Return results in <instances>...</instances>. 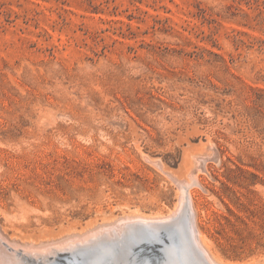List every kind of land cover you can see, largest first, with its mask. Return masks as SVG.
<instances>
[{
  "label": "rangeland",
  "instance_id": "rangeland-1",
  "mask_svg": "<svg viewBox=\"0 0 264 264\" xmlns=\"http://www.w3.org/2000/svg\"><path fill=\"white\" fill-rule=\"evenodd\" d=\"M191 174L196 225L217 260L263 264L264 0H0L10 240L38 246L165 214ZM159 222L36 264H197L160 240Z\"/></svg>",
  "mask_w": 264,
  "mask_h": 264
},
{
  "label": "bare ground",
  "instance_id": "bare-ground-1",
  "mask_svg": "<svg viewBox=\"0 0 264 264\" xmlns=\"http://www.w3.org/2000/svg\"><path fill=\"white\" fill-rule=\"evenodd\" d=\"M204 152H205V150H204ZM202 155H204V153ZM212 158H214V157H212ZM187 162H189V161H187ZM206 162H207L206 159H202L201 164H200L201 171H205ZM193 165H194V163H193ZM191 167H192V165H191ZM164 170H165V168H164ZM182 179H185V178H182ZM175 183L178 185V192L177 193L175 192L176 196H177V200H176L177 204L174 203V204H176L174 206V208L168 209L165 214L158 212L155 215H149V216H144V215L140 216L139 215V216H134V217H128V215L124 214L126 216L123 217L122 219L118 218L119 220H117L115 223L110 222L111 224H104L103 225L104 222L102 223V220H101L102 224L98 225L96 228L89 229V231H87L83 235H80V234L73 235V232L71 231L72 234H70L68 232L69 235L66 234L67 236H65L61 240L48 241L49 239L46 240L47 238L41 239V240H38L40 245L34 246L31 243L33 240H29L28 241L29 243H26V242L18 243L17 240H14V239H19L15 235V233H12V238H14V239L10 240L6 235L7 231L0 226V228L3 230V232L0 231V264H29L30 259H34V264H36V262L38 261L39 258L52 257L53 255H55V254H53L54 252L63 250L64 246H66V245L71 246L73 244L87 243L89 240H93L95 238L106 239V240L107 239L108 240L113 239L112 237L110 238V236H113L114 239H116L118 236L119 237L122 236L126 229H129V228L133 227L134 225H139L137 223L140 221H156V222L160 221L159 223H161L162 225H167L170 222H172L174 220H178L181 217H183L185 220L186 216H187V215H185V212L183 210L185 203L188 206V213H189V216L191 219L196 245L200 249L201 254L203 256V259H205L207 264H222L220 261L217 260V258L214 256V254L210 251L208 245L204 241V238L201 235V233H200V231L196 225L195 209H194V205H193V201H192V197H191V188L194 185L200 186V183L197 180L196 175L191 174L188 180L178 181ZM115 218H117V217H115ZM109 220H111V219H109ZM4 231H5V233H4ZM81 233H83V232H81ZM161 233L163 234L164 232H161ZM64 235H65V232H64ZM49 260H51V258L47 260L46 264H49L51 262ZM263 264H264V262H263Z\"/></svg>",
  "mask_w": 264,
  "mask_h": 264
},
{
  "label": "water",
  "instance_id": "water-1",
  "mask_svg": "<svg viewBox=\"0 0 264 264\" xmlns=\"http://www.w3.org/2000/svg\"><path fill=\"white\" fill-rule=\"evenodd\" d=\"M183 210L185 212V215H187L186 219L184 220V218L181 217L178 220H174L165 226H161L159 228L160 229L159 238L163 242H166V241L171 242L177 248L176 251H178L179 254L184 253V252L186 253L189 252V254H191V256L193 257V259L195 260L197 264H207L205 259H203L200 249L196 245L193 227H192L191 219L188 213V206L186 203H185ZM147 229H150V228H147ZM156 229H151V230L155 231ZM161 232H164V233L161 234ZM144 246L149 247L148 252L146 253L152 254V253L159 251L157 249V246H158L157 244L153 243L152 245L147 244Z\"/></svg>",
  "mask_w": 264,
  "mask_h": 264
}]
</instances>
